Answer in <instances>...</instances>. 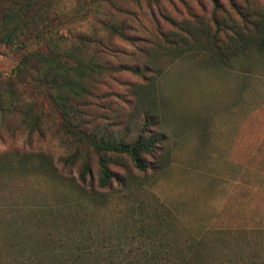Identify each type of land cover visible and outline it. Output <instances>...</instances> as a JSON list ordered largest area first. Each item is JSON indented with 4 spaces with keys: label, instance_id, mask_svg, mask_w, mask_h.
Masks as SVG:
<instances>
[{
    "label": "rangeland",
    "instance_id": "rangeland-1",
    "mask_svg": "<svg viewBox=\"0 0 264 264\" xmlns=\"http://www.w3.org/2000/svg\"><path fill=\"white\" fill-rule=\"evenodd\" d=\"M140 1L139 11L129 2L133 11H107L119 21L132 20L138 36L131 42L115 35L108 40L94 17L79 28H94L106 36L103 43L112 41L121 49L104 52L108 67L140 66L141 51L150 47L145 41L155 42V69L160 71L147 73L145 80L125 71L102 75L83 107L84 120L88 126L105 124L127 139L140 131L161 133V146L144 157L143 172L125 158L111 157L108 168L117 183L98 201H89L57 178L61 171L76 172L60 163L77 147L70 138L55 133L48 121L32 135L13 131L15 122L0 115V259L12 256L35 264L32 259L43 257L58 264L57 237L52 242L44 234L66 220L89 225L82 250L89 261L98 253L105 264H150L148 245L157 237L163 243L206 230L240 231L247 237L264 230V57L227 50L225 65H215L206 55L190 54L199 42L176 36L173 26L191 25L197 18L213 31L215 16L236 22L233 6L259 19L264 0H170L161 10H149ZM95 2L101 0H66L63 10L91 11ZM118 4L125 5L124 0ZM248 23L241 27L249 29ZM157 28L171 40H162ZM15 64L16 56L0 46V76ZM82 148L95 179L93 151Z\"/></svg>",
    "mask_w": 264,
    "mask_h": 264
},
{
    "label": "trees",
    "instance_id": "trees-1",
    "mask_svg": "<svg viewBox=\"0 0 264 264\" xmlns=\"http://www.w3.org/2000/svg\"><path fill=\"white\" fill-rule=\"evenodd\" d=\"M65 1L0 0V46L16 56L15 66L7 75L0 76V115L15 122L13 131L21 130L32 135L39 132L48 121L55 133L70 138L77 147L59 162L64 170L76 167V172L73 175L69 170L64 175L61 171L57 178L65 181L64 187L67 189L72 187L80 199L98 201L104 197V191H110L113 182L117 183L118 180L108 168L111 157L125 158L134 169L143 172L147 167L144 157L150 156L161 146L163 136L154 132L145 135L140 131L127 139L105 124L93 123L88 126L84 120L83 107L104 74L125 71L142 80H145L147 73L157 75L160 70L155 69L156 44L154 41H145L150 47L141 51L143 62L140 66L124 64L108 67L104 62V52L108 50L114 53L121 49H115L116 45L112 41L103 43L106 36L97 34L94 28L88 32L82 31L79 24L89 23L94 17V22L110 35L108 40L115 35L118 41L131 42L138 36L135 35L134 25L129 22L132 20L126 18L119 21L117 16L107 14V11H133L125 2L131 6L133 4L139 11L142 8L141 1L124 0L125 5H121L118 0H101V3H93L91 11L75 12L63 10ZM169 1L144 0L149 10H161L163 2ZM233 9L236 22L215 16L210 20L213 31L197 18L189 21L193 26L178 22L173 24L177 30L176 36L199 42L193 46L190 54L206 55L203 58L215 65H225L227 50H234L235 56L247 53L263 59L264 16L254 19L249 14L245 15L241 8L235 9L233 6ZM125 14L137 21L135 15ZM249 16L252 19L247 21ZM247 22L249 29L241 27L246 26ZM157 30L166 43L171 40V35ZM197 31L201 32V36L196 35ZM225 41L232 45L227 47ZM183 44L187 45V42ZM82 147L93 151L97 168L95 179L90 160L83 154ZM62 224L64 226L59 225L52 232L44 234L52 242L57 237L58 264L98 263L101 260L98 259V253H92L93 258L89 261V256L82 250L91 233L89 225L81 220L76 223L66 220ZM156 229L158 231V226ZM4 234L5 239L9 240L10 233L6 231ZM161 241L157 237L148 245L152 252L150 264H264V230L260 229L256 233L251 231L248 237L240 231L206 230L198 236L177 235L168 242ZM44 243L47 245L46 239ZM6 258L0 259V264H30L22 260L17 262L12 256ZM32 260L35 264L52 262L51 258L45 261L43 257ZM106 262L102 259L98 264Z\"/></svg>",
    "mask_w": 264,
    "mask_h": 264
}]
</instances>
